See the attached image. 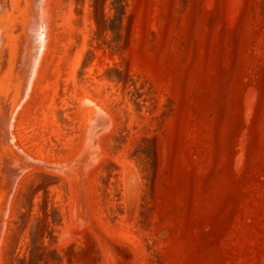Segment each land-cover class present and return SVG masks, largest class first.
Returning a JSON list of instances; mask_svg holds the SVG:
<instances>
[{"label": "rangeland", "instance_id": "1", "mask_svg": "<svg viewBox=\"0 0 264 264\" xmlns=\"http://www.w3.org/2000/svg\"><path fill=\"white\" fill-rule=\"evenodd\" d=\"M9 1L0 264H264V0Z\"/></svg>", "mask_w": 264, "mask_h": 264}, {"label": "bare ground", "instance_id": "2", "mask_svg": "<svg viewBox=\"0 0 264 264\" xmlns=\"http://www.w3.org/2000/svg\"><path fill=\"white\" fill-rule=\"evenodd\" d=\"M1 1H2V0H1ZM5 1H6V0H5ZM8 1H9V0H7V2H8ZM19 1H21V0H19ZM32 1H33V0H32ZM11 2H12V1H11ZM11 2L9 1L8 3H11ZM14 2H15V1H14ZM23 2H24V0H23ZM23 2L21 1L20 3H23ZM37 2H38V1H37ZM40 2H41V1H40ZM29 3H30V2H29ZM29 3H28V5H29ZM15 4H16V3H14V5H15ZM25 4H26V3H25ZM25 4H23V5H25ZM39 4H40V3H39ZM14 5L12 4V6H14ZM21 5H22V4H21ZM30 5H31V4H30ZM40 5H41V4H40ZM42 5H43V4H42ZM7 6H8V5H7ZM10 6H11V4H10ZM10 6H8V7H6V8L8 9ZM12 6H11V7H12ZM18 6H19V4H18ZM18 6H16V7L19 9V12H18V11H17V12L20 13L19 16H20V18H21V16L23 17V15L25 14V12H23V11L21 10V9H23V7L21 8V6H19V7L21 8V9H20ZM37 6H38V5H37ZM29 7H30V6H29ZM13 8H14V7H13ZM24 9H25V7H24ZM28 9H29V8H28ZM11 10H12V8H11ZM20 11H21L22 13H24V14H22ZM37 11H38V9H37ZM26 12H27V11H26ZM14 14H15V13H14ZM21 14H22V15H21ZM17 16H18V15H17ZM24 16H25V20H26V19H27V18H26V15H24ZM9 17H10V16H9ZM20 18H19V19H20ZM23 19H24V18H23ZM17 20H18V19H17ZM27 20H28V19H27ZM29 20H31V19H29ZM39 20H40V19H39ZM23 21H24V20H23ZM21 22H22V21H21ZM35 22H36V21H35ZM12 23H13V22H12ZM22 23H24V22H22ZM21 26H22V24L20 25V27H21ZM30 26H31V25H30ZM4 27H5V26H4ZM27 28H28V25H27ZM22 29H23V28H22ZM24 29H25V28H24ZM25 30H26V29H25ZM47 32H48V31H47ZM13 34H14V33H13ZM15 34H16V33H15ZM15 34H14V35H15ZM26 34H27V33H26ZM2 36H3V35H2ZM12 36H13V35H12ZM12 36H11V37H12ZM15 36H16V35H15ZM19 36H20V35H19ZM19 36H17V37H19ZM22 36L24 37L23 34H22L20 37H22ZM26 36H27V35H26ZM28 36H29V35H28ZM24 38H25V37H24ZM4 39H5V38H4ZM7 39H8V37H7ZM12 39H13V37H12ZM20 39H21V38H20ZM5 40H6V39H5ZM5 40H4V41H5ZM15 40L17 41V38H15ZM18 40H19V38H18ZM22 40H23V39H22ZM23 41H24V40H23ZM13 43H14V42H13ZM24 43H25V41H24ZM24 47H25V46H24ZM28 47H29V46H28ZM26 48H27V47H26ZM24 49H25V48H24ZM11 50H12V49H11ZM34 51H35V50H34ZM23 53H24V51H23ZM7 54H9V53H7ZM10 55H11V54H10ZM17 56H18V55H17ZM29 56H30V54H29ZM37 57H38V56H37ZM5 58H6V56H5ZM16 58H17V57H16ZM20 58H21V57H20ZM11 59H12V58H11ZM28 59H30V58H28ZM28 59H27V60H28ZM37 59H38V58H37ZM7 60H8V58H7ZM12 60H13V59H12ZM12 60H11V61H12ZM38 60H39V59H38ZM9 61H10V60H9ZM37 62H38V61H37ZM7 63H8V62H7ZM9 63H10V62H9ZM10 64H11V63H10ZM13 64H14V63H13ZM36 64H37V63H36ZM7 65H8V64H7ZM4 66H5V65H4ZM34 68H35V67H34ZM39 68H40V67H39ZM6 69H7V68H6ZM8 69H9V68H8ZM11 71H12V72H11ZM34 71H35V70H34ZM10 72L13 73L12 68H11ZM24 72H25V71H24ZM11 73H9V71H8V73H6V74H8V76H10ZM34 73H35V72H34ZM14 74H16V73H14ZM37 74H38V73H37ZM3 75H4V73H3ZM22 75H24V74H22ZM34 75H36V74H34ZM11 76H12V75H11ZM14 77H15V76H14ZM14 77H13V78H14ZM16 77H17V76H16ZM34 77H35V76H34ZM17 78H18V77H17ZM21 78H22V77H21ZM5 79H6V77H5ZM5 79L2 80V78H1L2 81H4ZM6 80H7V79H6ZM15 80H17V79H15ZM23 80H24V79H23ZM32 80H34V79H32ZM35 80H36V78H35ZM21 81H22V80H21ZM4 82H5V81H4ZM32 82H33V81H32ZM32 82H30V84H31ZM34 82H35V81H34ZM13 84H14V82H13ZM11 85H12V84H11ZM17 85H18V84H17ZM21 86H22V85H21ZM27 87H28V86H27ZM17 88H18V87H17ZM12 90H13V89H12ZM14 90H15V89H14ZM9 91H11V90L9 89ZM29 91H30V90H29ZM11 93H12V92H11ZM19 98H20V97H19ZM0 99H1V98H0ZM2 101H3V99H2ZM247 114H248V113H247ZM248 115H249V114H248Z\"/></svg>", "mask_w": 264, "mask_h": 264}]
</instances>
